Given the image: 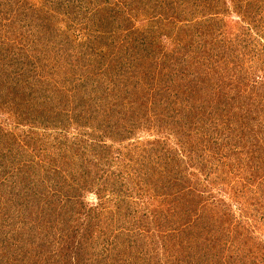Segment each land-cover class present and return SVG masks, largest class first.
<instances>
[{
	"label": "trees",
	"instance_id": "16d2710c",
	"mask_svg": "<svg viewBox=\"0 0 264 264\" xmlns=\"http://www.w3.org/2000/svg\"><path fill=\"white\" fill-rule=\"evenodd\" d=\"M219 1L0 0V34L10 33L0 36V112L14 118L0 116V264H264L262 242L248 256L224 243L249 227L228 210L203 213L207 186L190 175L203 164L205 180H218V157L259 146L251 131L264 118L259 92L236 93L232 109L246 108L237 129L200 140L211 104L183 67L205 6L216 26L227 13ZM146 12L145 28L134 26ZM152 131L167 138H143ZM162 192L170 205L159 222L142 200Z\"/></svg>",
	"mask_w": 264,
	"mask_h": 264
},
{
	"label": "rangeland",
	"instance_id": "374dc122",
	"mask_svg": "<svg viewBox=\"0 0 264 264\" xmlns=\"http://www.w3.org/2000/svg\"><path fill=\"white\" fill-rule=\"evenodd\" d=\"M30 2L35 3V0H30ZM205 3L209 6V0H206ZM222 4H225V8H228V10L227 13L223 10L224 13L215 18V20L217 19L218 27L214 22L207 21L208 19L212 20V18L204 17L211 12V6L213 5L207 8L205 6V10H202L198 15V20L201 19L199 22L202 24V30L204 28V34L194 37L191 45L193 56L190 55L191 53L189 55L186 53L190 57L188 65H191V67H183V70H186L185 72L189 71L185 75L187 82L191 83L190 86L193 88L198 87L202 98L208 102L207 104H211L205 107V111L210 116L206 115V123L209 126L206 136L200 137L204 145H206L204 140L217 138L221 132L237 129L235 117L238 113H244L246 108H244V111L232 109L231 100L236 99V93L239 95L240 92L242 96H246L248 92L249 94L259 92L264 98V86H260L259 91L255 87V82H264V0H220L217 9H221ZM139 12H142V9ZM148 17L147 12L143 17L138 15L134 26L145 28L148 24L146 20ZM62 25L65 26L64 23ZM6 33L10 34L9 32ZM7 34L1 31L0 36L5 38L8 36ZM79 36H82L81 33H79ZM163 42L164 49L167 48L169 51L171 44L165 38ZM188 42L190 43V41ZM221 54L224 55L221 56ZM207 69L214 73L213 79L209 82L206 77L202 79L201 76V73L205 74ZM180 71L182 70L180 69ZM243 80V83H239ZM231 85H234V91L231 90ZM203 86H212V88H204ZM195 91L197 90L195 89ZM194 93L195 96L198 95L197 92ZM219 97H225L226 102L220 101ZM7 112L12 113L10 107ZM7 112H0V116L3 114L6 119L10 118ZM231 119L232 123L230 124ZM1 121L4 122L3 120ZM11 121H14L13 117L9 119V122ZM258 122L260 123H254L258 128H254L251 131L253 134L250 141L259 142V146L254 144V149H248V152L240 150L237 155L234 152H230L228 157H226V154L224 157L219 156L218 158H222L218 167L220 177L218 173L213 174L214 178L219 177L218 180H210V182L205 180L203 164H189V167L191 170L190 175L194 174V181L199 178L203 181L204 187L207 186L208 194L206 192L201 199H197L202 212L214 215L217 220H220L218 211L225 213L228 210L238 217H242L246 222L247 228L249 227L242 234H227L228 236L225 238L224 243L227 245L232 244L230 246L239 251L237 252L238 256L242 252H245L246 256H248L251 244L262 242L263 248L258 253V258L260 261H264V141L260 142L264 139V135H262L264 132V118L259 119ZM216 123L218 124L217 127H215ZM144 134L143 138L156 143L167 138V135H162L160 131L158 133L156 131L144 132ZM170 134L169 143L174 147L177 145V136L175 133L173 135L172 132ZM192 143L194 154L199 155L198 150L195 149L198 147L199 141L192 140ZM260 143L262 144L261 146ZM188 146H192L190 142ZM230 150L227 149L224 152L228 153ZM198 191L203 194L205 189H198ZM162 196L163 192L157 194V196L149 194L142 200L151 213H158L159 222H164L163 212L165 210L169 212L168 207L170 205V198ZM205 198L206 203L201 205ZM87 202L94 204L95 198L88 196ZM207 203L211 207H207ZM223 223L220 225L223 226ZM150 230L151 236L152 229ZM240 235H242V238ZM144 244H147L146 249L150 252H154L157 247V244L154 245L149 238L145 239ZM124 246L126 245L123 244ZM162 249V244H159L157 250L163 253ZM128 252L126 253L128 254ZM163 261H166V258H163Z\"/></svg>",
	"mask_w": 264,
	"mask_h": 264
}]
</instances>
